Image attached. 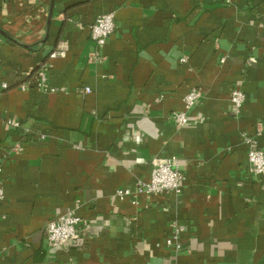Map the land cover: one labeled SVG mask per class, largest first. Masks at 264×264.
Masks as SVG:
<instances>
[{"label": "crops", "instance_id": "1", "mask_svg": "<svg viewBox=\"0 0 264 264\" xmlns=\"http://www.w3.org/2000/svg\"><path fill=\"white\" fill-rule=\"evenodd\" d=\"M50 7L0 0L14 40L0 34V264H264V175L247 161L251 144L264 152V0ZM105 13L114 29L97 45ZM189 90L200 98L176 125ZM166 157L180 193L115 195ZM65 211L82 223L51 247L46 223ZM174 224L179 249L165 244Z\"/></svg>", "mask_w": 264, "mask_h": 264}, {"label": "built area", "instance_id": "2", "mask_svg": "<svg viewBox=\"0 0 264 264\" xmlns=\"http://www.w3.org/2000/svg\"><path fill=\"white\" fill-rule=\"evenodd\" d=\"M114 29V19L112 13L101 14L96 17L90 26V37L97 44L102 45L105 43L108 36ZM62 51H54L50 56L62 54ZM183 60V59H182ZM5 87L6 84H3ZM86 92L89 91L85 87ZM200 98V94L196 90H189L184 96V110L181 112L173 113L171 115L172 121L176 125H184L188 121V111L195 105ZM244 100V95L240 90H233L231 93V102L239 107ZM7 124L11 128H20L21 123L16 120H8ZM26 135H37L43 139V133H37L29 128H23ZM249 143L251 140L246 139ZM247 161L250 170L257 175H264V152L250 145L247 152ZM183 176L178 170L177 161L174 157L169 158H156L153 161L150 177L147 180H140L134 189H118L115 195L119 198L125 196L135 198L140 194H156L164 192L180 193L182 187ZM2 199V186L0 182V200ZM82 223L80 217H77L69 211L59 213L52 217L45 226L46 240L51 247H64L76 235L77 227ZM183 231L182 227L174 224L170 234L165 238V244L174 246L175 249L181 247L179 240V232Z\"/></svg>", "mask_w": 264, "mask_h": 264}, {"label": "water", "instance_id": "3", "mask_svg": "<svg viewBox=\"0 0 264 264\" xmlns=\"http://www.w3.org/2000/svg\"><path fill=\"white\" fill-rule=\"evenodd\" d=\"M53 3H54V0H51V7L49 10V18L51 17ZM0 34L5 36L6 38H8L11 41H14L11 37L7 36L1 29H0Z\"/></svg>", "mask_w": 264, "mask_h": 264}]
</instances>
